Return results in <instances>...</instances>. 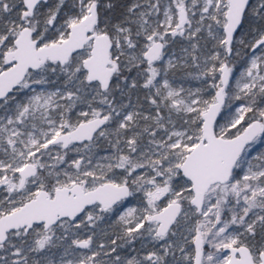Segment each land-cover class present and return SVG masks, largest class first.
Returning <instances> with one entry per match:
<instances>
[{
	"label": "snow or ice",
	"instance_id": "snow-or-ice-1",
	"mask_svg": "<svg viewBox=\"0 0 264 264\" xmlns=\"http://www.w3.org/2000/svg\"><path fill=\"white\" fill-rule=\"evenodd\" d=\"M0 264H264V0H0Z\"/></svg>",
	"mask_w": 264,
	"mask_h": 264
}]
</instances>
